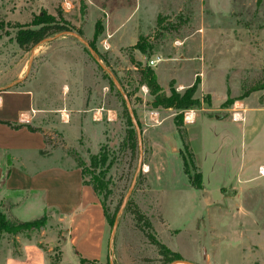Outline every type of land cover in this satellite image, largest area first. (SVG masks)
Segmentation results:
<instances>
[{
  "label": "rangeland",
  "instance_id": "rangeland-1",
  "mask_svg": "<svg viewBox=\"0 0 264 264\" xmlns=\"http://www.w3.org/2000/svg\"><path fill=\"white\" fill-rule=\"evenodd\" d=\"M60 13L68 32L51 35L34 48H20V32L38 28L34 24L43 14L58 21ZM148 68L168 95L171 87L183 93L199 82L200 105L179 121L187 131L189 113L205 117L192 129L191 171L203 176L201 193L187 187L184 166L172 150L178 143L172 141L174 134L180 136L175 120L179 112L157 107L143 82L142 70ZM263 79L264 0H0V90L31 91V125L45 135L54 158L77 167L83 162L87 181L98 176L107 183L108 190L100 194L112 220L104 264H238L244 256L255 261V245L239 244H264V185L245 193L246 207L259 226L250 224V230L240 234L236 176L245 152L238 141L235 146L229 141L239 137L234 124L245 128L247 110L264 109V90L243 98ZM125 107L134 110L141 123L136 154L127 142ZM100 110L115 111L118 118L97 123ZM155 113L160 120L152 119ZM250 117L249 123L262 126L246 158L264 164V118ZM162 135L170 140L167 154ZM153 155L149 172L145 167ZM164 159L169 164L158 168ZM180 159L184 165L181 154ZM257 177L264 179L262 168ZM220 187L224 201L202 213L201 195L216 200ZM193 196H199L195 202ZM135 205L150 220L157 239L180 260H163L138 225L131 209ZM8 210L0 202L5 221L0 264L13 251L18 253L24 241H37L49 250L54 233L59 242L67 236L55 212L29 231L21 229ZM61 250L52 251L53 262L61 260Z\"/></svg>",
  "mask_w": 264,
  "mask_h": 264
},
{
  "label": "crops",
  "instance_id": "crops-1",
  "mask_svg": "<svg viewBox=\"0 0 264 264\" xmlns=\"http://www.w3.org/2000/svg\"><path fill=\"white\" fill-rule=\"evenodd\" d=\"M250 110H247L249 118L252 114L254 118H264V109ZM34 112V94L31 91L26 89L0 90V202L5 203L12 218L22 223L39 219L48 212H55V219L60 225V229L66 230L67 236L59 242L57 237L59 234L54 233L57 236L52 237L51 242L46 241L49 244V250L37 241H24L21 243L20 250L18 249L19 252L14 253L13 251L6 258L4 264H81L80 258L98 261L99 264L107 263L110 247V225L101 198L91 185L84 182L82 169L74 164L71 166L62 163L58 160L60 158H54V154L48 149L45 135L42 132H31L26 127L15 130L7 124V122L32 124L35 117ZM97 112V123L105 120L113 123L118 118L115 111L100 110ZM248 117L244 129L240 125L234 124L239 137L237 140L234 139L233 143L229 141V144L233 146L238 141L239 147L245 152V156H241L240 167L236 176L239 194L235 215L242 223L240 234L245 233L246 229L249 231L250 224L252 228L259 226L256 215L246 207L245 193L250 189L264 185V179L257 177L260 168L264 169V164H255L254 161L246 158L247 148L252 149L256 134L261 132L259 126L262 125L255 127L254 124L249 123ZM160 118L158 113L152 115L153 120L158 121ZM204 118L194 112L193 119L186 120L192 151L194 150L192 129L196 127L198 121L201 123ZM212 121L224 122L214 119ZM249 125L251 129H248ZM162 136L161 147L167 154L169 149L166 145L170 143V140L166 136ZM173 138V143L175 141L178 143L176 146L173 145L172 150L183 168L180 159L182 141L176 133ZM224 138V144H226V137ZM228 138H233V136L230 135ZM152 143L157 142L152 141ZM165 159L157 166L158 168H166L169 163ZM153 161L154 155L148 163L149 165L145 167L146 170L148 168L149 172L153 171ZM184 173L183 168V175ZM187 181V187L195 189L190 185L188 179ZM203 188H205L204 185ZM221 188L215 194L216 200L207 199L201 195V201L205 207L202 213H208L210 210L219 208V204L216 205V203L224 201ZM195 190H200V193L202 191L201 189ZM198 197L193 196V201L195 202ZM257 229L255 228L254 233L258 232ZM262 234L257 233L258 236ZM242 242L239 244L240 246L255 245L256 252L254 255L252 254L255 261L252 262L264 264V244H246L245 242L242 244ZM58 247L62 249V258L53 262L50 255ZM261 254L262 258H260ZM252 262L245 256L243 261L238 260V264H251Z\"/></svg>",
  "mask_w": 264,
  "mask_h": 264
},
{
  "label": "trees",
  "instance_id": "trees-1",
  "mask_svg": "<svg viewBox=\"0 0 264 264\" xmlns=\"http://www.w3.org/2000/svg\"><path fill=\"white\" fill-rule=\"evenodd\" d=\"M60 20L54 21L53 18L50 16H47L46 14H43L42 16L37 18V22L34 24L35 26H38V28H32L29 30H24L23 32H20V34L16 37V41L19 44L20 48L24 50H28L30 48H34L40 43H42L47 37L54 35L56 33H61L62 31L68 32L69 28L67 26V21L64 20L62 13L59 14ZM142 76H143V82L148 86L150 90V94L155 97L156 105L159 108L164 109H174L179 114L176 116V124L178 126L179 135L182 141V149L180 150V154L182 156L183 162H184V171L186 176L188 177L189 183L192 185L195 189H202L203 188V176L201 173L198 175L193 174V169L195 168V164L192 162V152L190 147V141L188 138V133L185 130L186 128L181 129L182 123L179 119H182L184 113L187 110L193 109L200 105L199 99L196 98V93L198 91V84L197 81L192 87L187 88L183 93L177 92V90L173 87H171V94H166L163 89L160 88V85L157 81V77L155 75V71L151 68H148L147 70H142ZM264 90V79L259 83L258 85L250 88L247 90L243 98L249 97L253 92ZM134 116L137 121V125L134 123L129 109L125 107V118L126 123L128 126L127 131V142L129 147L131 148V151L136 154L138 150V129L141 130V123L139 119L137 118V114L134 111ZM7 124L12 127L15 130L27 128L31 132H41V130L33 127L31 124H14L7 122ZM83 162L80 164L79 168L82 169ZM192 167V168H191ZM192 169V171H191ZM84 182L88 185H91L98 196L100 197V194L102 191L108 190L107 183H104L103 180H100L98 176H94L92 181H87L85 178V173L82 169ZM133 205V203H131ZM104 206V205H103ZM105 209V206H104ZM132 209V213L135 216L136 221L138 222V225L143 229V232L147 239L150 241L151 244L156 246V248L159 251V255L162 256L163 260L167 263H174L177 260L181 259V256L171 251L165 244L161 243L156 237L155 234H153V227L150 222V220L145 216L138 206H134ZM106 217L108 220L109 225L112 224V220L107 215V211L105 209ZM48 213L44 214L39 219H36L31 222L21 223L22 226L21 229L25 230H35L41 227V224H45V222L48 219ZM5 228V221L4 218L0 214V231H2ZM44 248L43 246H41ZM81 264H99L98 261H89L84 258H80Z\"/></svg>",
  "mask_w": 264,
  "mask_h": 264
},
{
  "label": "water",
  "instance_id": "water-1",
  "mask_svg": "<svg viewBox=\"0 0 264 264\" xmlns=\"http://www.w3.org/2000/svg\"><path fill=\"white\" fill-rule=\"evenodd\" d=\"M129 111H130V114H131V117H132L134 123L137 125V121H136V118L134 116V110L129 108ZM138 138H139V143H140V146H141V143H142V132L139 129H138Z\"/></svg>",
  "mask_w": 264,
  "mask_h": 264
},
{
  "label": "bare ground",
  "instance_id": "bare-ground-1",
  "mask_svg": "<svg viewBox=\"0 0 264 264\" xmlns=\"http://www.w3.org/2000/svg\"><path fill=\"white\" fill-rule=\"evenodd\" d=\"M159 62H160V60H159ZM239 116H240V114L237 115V117H239ZM188 119L189 120H192L193 119V113H189L188 114ZM262 174H264V169H262Z\"/></svg>",
  "mask_w": 264,
  "mask_h": 264
},
{
  "label": "built area",
  "instance_id": "built-area-1",
  "mask_svg": "<svg viewBox=\"0 0 264 264\" xmlns=\"http://www.w3.org/2000/svg\"><path fill=\"white\" fill-rule=\"evenodd\" d=\"M151 65L154 66V65H155V61H152V62H151Z\"/></svg>",
  "mask_w": 264,
  "mask_h": 264
}]
</instances>
